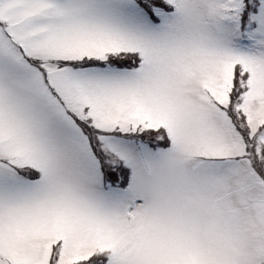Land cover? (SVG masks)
<instances>
[{
  "label": "snow or ice",
  "instance_id": "1",
  "mask_svg": "<svg viewBox=\"0 0 264 264\" xmlns=\"http://www.w3.org/2000/svg\"><path fill=\"white\" fill-rule=\"evenodd\" d=\"M0 264H264V0H0Z\"/></svg>",
  "mask_w": 264,
  "mask_h": 264
}]
</instances>
